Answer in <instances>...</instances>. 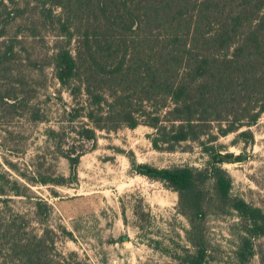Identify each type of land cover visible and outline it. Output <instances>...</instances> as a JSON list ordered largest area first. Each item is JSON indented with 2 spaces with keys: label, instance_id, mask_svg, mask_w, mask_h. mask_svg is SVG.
Masks as SVG:
<instances>
[{
  "label": "trees",
  "instance_id": "obj_1",
  "mask_svg": "<svg viewBox=\"0 0 264 264\" xmlns=\"http://www.w3.org/2000/svg\"><path fill=\"white\" fill-rule=\"evenodd\" d=\"M8 2L0 0V152L26 155L33 145V154L23 166L5 155L0 161V264H93L59 249L60 232L73 233L50 224L52 206L33 187L48 186L56 195L55 186L76 184L99 132L141 124L153 129L157 150L197 144L208 155L204 167L131 159L133 172L179 195L188 244L170 255L179 264H207L206 185L212 183L218 202L239 217L236 259L247 264L259 256L264 208L233 196L224 164L238 156L219 140L241 130L235 142L252 144L251 127L264 115V0H40V17L57 37L46 64L18 34H8L23 15L16 0ZM46 65L60 85L56 92L49 90ZM50 99L62 102L57 116ZM59 158L67 160L69 175L58 171ZM15 196L31 201L32 215L10 204ZM134 214L144 228L147 204L135 205Z\"/></svg>",
  "mask_w": 264,
  "mask_h": 264
},
{
  "label": "rangeland",
  "instance_id": "obj_2",
  "mask_svg": "<svg viewBox=\"0 0 264 264\" xmlns=\"http://www.w3.org/2000/svg\"><path fill=\"white\" fill-rule=\"evenodd\" d=\"M16 1L23 15L11 23L7 32L18 34L27 52L46 64L56 46V32L40 17V0ZM46 68L49 90L56 92L60 88L58 80L53 68L49 65ZM62 95L66 102L70 101L66 91ZM60 104L59 99L48 100L47 106L54 116H57ZM44 127L45 124H41L37 130L42 131ZM251 129L255 134L252 144L241 139L235 142L241 130L221 137L219 142L238 156L235 162L224 164L232 177L233 196L264 208V115ZM152 132L153 129L144 124L134 129L124 126L115 131H101L97 148L81 159L76 184L55 186L56 195L48 186L33 187L52 206L50 224L54 227L63 225L73 233L71 238L60 232L59 249L77 251L82 259L93 264H179L170 254L179 248L178 244H188L185 231L189 228L187 218L178 210L179 195L163 182L133 172L131 159L157 167H204L208 155L197 144L192 149L178 148L173 152L157 150L150 139ZM32 147L30 145L29 152L20 156L0 152V161L5 155L23 166L33 154ZM56 163L60 173L69 175L66 159L59 158ZM206 191L209 202L205 231L210 250L207 264H241L235 255L240 234L239 217L235 210L218 202L212 183L206 185ZM141 203L150 209L144 228L139 227L134 214L135 205ZM10 204L32 215L30 200L15 196ZM0 207L3 208L1 201ZM257 243L260 255L247 264H261L264 259V237ZM0 262H3V244Z\"/></svg>",
  "mask_w": 264,
  "mask_h": 264
}]
</instances>
